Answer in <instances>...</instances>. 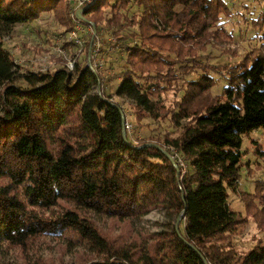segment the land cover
Returning a JSON list of instances; mask_svg holds the SVG:
<instances>
[{"label": "trees", "instance_id": "obj_1", "mask_svg": "<svg viewBox=\"0 0 264 264\" xmlns=\"http://www.w3.org/2000/svg\"><path fill=\"white\" fill-rule=\"evenodd\" d=\"M69 9L62 0H0V35L46 11L73 25ZM230 10L225 0H95L84 10L95 33L101 23L132 42L111 77L112 94L134 103L135 126L149 117L179 127L155 140L127 131L123 108L101 88V70L78 61L73 74L62 66L16 75L0 37V251L32 262L51 238L90 253L87 264H264V181L239 192L243 212L229 205L243 135L264 131V7L250 24L261 42L237 60L225 41ZM210 46L224 47L229 60L202 61L198 53ZM198 71L167 107L162 95ZM211 72L223 78L220 94H212ZM156 209L174 221L135 235L131 220ZM95 217L112 219L119 234L104 233ZM249 220L259 235L240 250L235 237Z\"/></svg>", "mask_w": 264, "mask_h": 264}, {"label": "rangeland", "instance_id": "obj_2", "mask_svg": "<svg viewBox=\"0 0 264 264\" xmlns=\"http://www.w3.org/2000/svg\"><path fill=\"white\" fill-rule=\"evenodd\" d=\"M95 1V0H94ZM230 7L229 17H223L224 27L228 32L232 33L231 38H226L225 41L228 46L233 50V58L237 60L242 58L246 51H249L254 46L259 45L261 42L259 40V32L254 27L250 26L251 19L256 18L259 10L264 7V1L262 0H225ZM63 5L68 8H72V2L69 0H62ZM74 8V7H73ZM69 9V11L73 12ZM136 10L132 7L129 13ZM80 16L77 17L78 20L87 21L82 23V27L85 33L80 34L81 44L76 45L71 42H66V37L68 30L72 28V24L69 26L64 25L62 22L58 21L53 12H42L38 18H35L28 23L15 24L12 29L8 32L2 30L1 41L3 43V48L9 51L13 57V62L16 64L15 71L16 75L25 74L28 72H46L52 71L59 67H65L66 70L73 74L74 66L79 61L80 64L84 63L91 66H95V58H90L87 60L88 51L92 50L95 52L97 43V37H99V46L103 45L102 36H97L94 33L95 23L93 20L84 14V10L80 11ZM70 18V17H69ZM71 20V19H70ZM73 23V20H71ZM105 24H99L97 32L100 29H104L109 33L110 28L106 27ZM112 30V29H111ZM133 28L126 29L124 34L132 31ZM92 31V32H91ZM114 38L115 46H117L115 53L110 56L105 57V64L100 74L104 77V83L101 84V88L107 94H111V100L116 101L122 108L125 114L127 122V131L131 134H135L138 139H151L155 140L160 138L165 133H169L174 136L177 135L179 127L175 128L170 123V118L165 120H158L152 118H144L140 126H135L136 114L134 113L135 106L132 100L125 97H117L113 95V91L116 89L117 80L112 78L113 74H117L122 67L126 65L125 56L127 53L128 45L132 43L131 40H122V38L117 39L116 33H109ZM121 33L119 34V36ZM121 37V36H120ZM61 39V50L57 52L55 49L57 45V39ZM87 47L85 44H87ZM68 43L65 47L62 44ZM63 46V47H62ZM224 47L220 46H210L206 52L198 53L201 56L202 61L209 60L212 64H224L229 58L228 55L221 53ZM87 51V52H86ZM63 53V54H62ZM87 54V57H86ZM206 54L211 57L207 58ZM90 67V66H89ZM200 72H194L190 75L184 76L182 79L174 84V88L162 95L164 103L167 107L172 109L175 106L176 101L181 99V96L187 91V84L185 81L196 80ZM211 76L214 78V86L212 87V94L217 95L222 93L225 83L222 81V77L219 74L211 72ZM100 88V83L99 85ZM100 88V90H101ZM97 90V89H96ZM182 123V122H180ZM264 131L262 129H256L250 133L243 135V143L240 150H242V170L240 174V180L235 188L236 192L231 191L229 197V205L236 210L243 212V205L241 203L239 192L248 191L253 192L255 186V181H264V154H259L257 148L259 147L264 151ZM259 145V146H258ZM258 146V147H257ZM183 160L179 159V166L181 170L185 171L187 166H185ZM167 220L169 222L174 221V219L167 217L166 213L162 209H156L142 217L141 219L131 220L133 231L135 235H142L145 233H150L158 231L163 228L162 224ZM112 219L95 217L94 223L98 225L104 233L108 235L119 234L120 229L117 224H111ZM177 224L179 222V217L175 219ZM255 224L249 220L247 225H244L240 229V233L235 237V246L240 250L249 249L252 244V236L254 234L259 235L255 230ZM264 240V234H260ZM32 262L23 261L19 256L15 254L12 250H7L3 248L0 251V260L3 264H87L88 260L93 259L90 253L81 250L79 248H72L67 246V242L64 240H53L51 238H46L44 242L38 245L37 251H35ZM95 260V259H93Z\"/></svg>", "mask_w": 264, "mask_h": 264}, {"label": "built area", "instance_id": "obj_3", "mask_svg": "<svg viewBox=\"0 0 264 264\" xmlns=\"http://www.w3.org/2000/svg\"><path fill=\"white\" fill-rule=\"evenodd\" d=\"M69 1L72 2L71 7L72 8L74 7L72 14L70 12V19L73 20V25H72V28L70 30H68V32L66 33V34H68L66 37V42H71V43L74 42V44L76 43L77 45H80L81 41H82L80 34L85 33L86 29H83L82 24L80 23V20H78L77 11L80 9L85 10L87 7H89L95 1L94 0H69ZM72 8H71V11H72ZM94 33H95V31H94ZM95 34L97 36H99L100 34L103 35L102 36V42H103L104 46L103 45L99 46V44H98L99 43V37H97V43H95L96 50H95V52L92 50L91 58H95L98 61H96V63H95L96 67L93 65L91 66V63H90V67L94 69L93 71L99 72L103 68L104 61H105L104 57L107 56L108 54H110L111 52H114L115 46H113V44H114L113 36H111L109 33H107L104 29H100L99 32L95 33ZM60 46H61V39L59 38V39H57V45L55 47L57 52H60L61 50H63V48H61ZM63 53H64V50H63ZM89 58H90V56H89ZM126 127H127V124H126ZM175 156H176V154H175ZM179 159H178V165H179Z\"/></svg>", "mask_w": 264, "mask_h": 264}, {"label": "water", "instance_id": "obj_4", "mask_svg": "<svg viewBox=\"0 0 264 264\" xmlns=\"http://www.w3.org/2000/svg\"><path fill=\"white\" fill-rule=\"evenodd\" d=\"M80 11H82V10L80 9V10L77 11V13H78V16H77V17L80 16V14H79ZM94 29H95V28H94ZM90 54H91V51L89 50V51H88V57H87V60L89 59ZM87 66H90V64L88 63ZM90 68H91V67H90ZM96 88H97V91L99 92V91H100L99 86H97ZM123 135H124V137H126V131H125V130L123 131ZM176 227H177V221H176Z\"/></svg>", "mask_w": 264, "mask_h": 264}]
</instances>
